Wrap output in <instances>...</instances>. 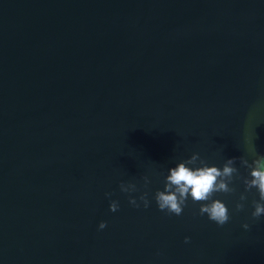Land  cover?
<instances>
[{
  "label": "water",
  "instance_id": "1",
  "mask_svg": "<svg viewBox=\"0 0 264 264\" xmlns=\"http://www.w3.org/2000/svg\"><path fill=\"white\" fill-rule=\"evenodd\" d=\"M246 135L264 153V0H0V264H264L254 189L223 226L152 199Z\"/></svg>",
  "mask_w": 264,
  "mask_h": 264
},
{
  "label": "clouds",
  "instance_id": "2",
  "mask_svg": "<svg viewBox=\"0 0 264 264\" xmlns=\"http://www.w3.org/2000/svg\"><path fill=\"white\" fill-rule=\"evenodd\" d=\"M245 143L249 145L246 155L227 158L222 166L202 157L199 152L192 153L188 158L175 162L174 166L167 168L163 176V187L157 188L152 195L159 210L168 214L180 216L184 209L192 204H199V215L206 216L208 220L215 222L218 226L225 225L231 219V212H239L245 208L247 193L253 189L258 193V199L252 201L251 218L253 221L264 217V153L259 152L247 135ZM237 161L239 166H237ZM244 172L241 173L240 169ZM241 181L244 191L239 194V199L234 204V209L229 208L224 199L217 194L235 193V182ZM143 187L148 188L151 184L149 176L143 177ZM120 191L124 193H140L139 196H129V204L135 208H148L152 203L148 191H140L134 182L120 183ZM112 193H105L111 197ZM118 200H110V211L119 209ZM107 226L106 221H101L98 229ZM245 230L250 229L248 222L243 223ZM190 237H185V243Z\"/></svg>",
  "mask_w": 264,
  "mask_h": 264
}]
</instances>
